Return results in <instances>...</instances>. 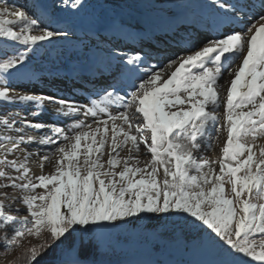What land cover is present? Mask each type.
Instances as JSON below:
<instances>
[{"label":"snow or ice","instance_id":"snow-or-ice-1","mask_svg":"<svg viewBox=\"0 0 264 264\" xmlns=\"http://www.w3.org/2000/svg\"><path fill=\"white\" fill-rule=\"evenodd\" d=\"M165 2L174 5L167 11L175 26L180 4ZM207 7L212 28L200 46L188 36L177 45L182 52L163 55L121 51L113 41L128 27H96L97 18L81 43L110 81L79 103L17 91L12 82L42 42L75 35L72 23L51 20L85 12L86 0H60L52 12L0 0V38L15 45L0 47V105L32 104L33 116L57 105L58 117H82L65 128L0 115V245L5 255L19 249L9 264H69L67 254L70 264H103L104 241L122 231L219 257L201 264H264V0ZM217 143L219 156L204 155ZM33 145L54 147L41 155ZM57 249L55 261L45 259Z\"/></svg>","mask_w":264,"mask_h":264},{"label":"rangeland","instance_id":"rangeland-1","mask_svg":"<svg viewBox=\"0 0 264 264\" xmlns=\"http://www.w3.org/2000/svg\"><path fill=\"white\" fill-rule=\"evenodd\" d=\"M10 3L15 2L17 5L26 6L31 12L34 8L36 11H41L42 8H47L50 12L55 11L53 5H58L60 0H9ZM59 12H55V16L51 20L53 27L57 26V23L60 25L66 23H72L75 30V35H73L69 40L58 39L54 40L52 43L42 42L41 46L36 49L34 54L31 57V60L28 64L25 72H33L36 70L37 66L40 63L44 62V58L47 54H50L55 59H65L67 61L75 62V59H82L88 51L84 48V45L81 41L87 42V37L84 35L85 28L77 23L72 22L68 19H63L60 17ZM46 21L48 20L45 17ZM186 32V31H185ZM183 31V33H185ZM195 37V36H193ZM202 39L201 36L196 37L195 40ZM200 41V40H198ZM202 43V42H199ZM15 45L12 42H5L0 38V47L11 50ZM22 50V48H21ZM23 71V72H24ZM18 78L15 77L14 81ZM230 79V77H228ZM110 80V79H109ZM13 81V82H14ZM97 79L95 80V82ZM12 82V83H13ZM99 86V85H98ZM97 86L96 91L103 89L105 86ZM56 105H47L46 108L41 112L39 116H33L30 113L35 111L34 105H21L19 103H3L0 105V115L19 112L18 116L14 118L19 120L24 116H27L28 120L35 122H44V123H58L59 126L70 128L74 122V119H79L82 117L75 118H63L58 117L54 112ZM40 116H47L48 118L40 119ZM42 120V121H41ZM51 120V121H50ZM29 135L32 136H42V135H51L50 132H41L37 130L27 129ZM225 133L220 134V143L223 142L225 138ZM23 147V146H22ZM36 147H41V155L47 154L50 152L51 147L37 146L33 145L29 150H34ZM220 154V144L217 143L212 150H204V155L211 158H215ZM123 155V153H122ZM142 160L150 159V156L141 155ZM39 157H33L31 161V168L33 172L39 174ZM45 171H51V166L46 165ZM2 191H8L10 194L19 195L18 192L13 193L12 189H4ZM22 211L19 215H24ZM31 239V238H30ZM73 237H69V240L66 242V246H70ZM32 243H39L38 240L31 239ZM19 249L13 250L9 254H3V246L0 245V264H9L17 255ZM60 250L49 254L47 257H58ZM71 255L67 254L65 260L70 264ZM219 258L215 252L208 249H201L199 251L185 250L180 247L172 246L167 242L159 241L157 242L154 239V236L151 232L140 233L132 231H122L120 233L113 234L111 237L104 241V248L102 249V255L98 257L99 260L103 261V264H116L120 262H128L129 264H201L202 261L206 259H217ZM46 259V258H45ZM261 264V262H256L251 260V258H246V264Z\"/></svg>","mask_w":264,"mask_h":264},{"label":"bare ground","instance_id":"bare-ground-1","mask_svg":"<svg viewBox=\"0 0 264 264\" xmlns=\"http://www.w3.org/2000/svg\"><path fill=\"white\" fill-rule=\"evenodd\" d=\"M198 1H205L207 5L210 3V0H178L180 6L173 10L177 14L176 18L179 22H191L196 27L201 26L211 30L204 17L206 14L210 16V12L204 13V11H198L192 7V4ZM86 2L89 8L85 12L74 16L71 12L65 10L61 11L60 17L82 25L85 28V32H87L88 28L93 25V22L97 18H99V23L95 25L96 27H100L101 25L108 26L113 23L127 26L129 34L122 33L116 39H122L125 36L134 34L136 35L135 38L137 37L136 40H138L140 35L145 33V31L139 32L140 30L137 28V25L149 29L152 26L154 18H170L167 9L174 7L173 4L166 3L165 0H86ZM110 2L117 3L120 7L112 11L113 4ZM185 4L189 6L185 7ZM135 32H139L140 34H136ZM104 34L111 36L110 32H105ZM202 41H198L193 46H200L201 43L199 42ZM170 47L173 48V46ZM74 61L55 59L50 54H47L44 62L40 63L35 71L22 72L12 83V87L17 91L28 92L30 94L55 95L59 98H71L79 103H85L93 90L88 88H85L82 92L73 90L68 85L71 78H77L81 81L82 84H76L80 87L84 84H93L96 79H100L101 77H110L107 71L103 70L101 62L98 59L94 62L90 58L89 53L82 57V59L80 57V59L78 58ZM160 61L154 60L153 63ZM67 79L70 81H66ZM39 118L45 121V118L47 119L48 117L40 116Z\"/></svg>","mask_w":264,"mask_h":264},{"label":"trees","instance_id":"trees-1","mask_svg":"<svg viewBox=\"0 0 264 264\" xmlns=\"http://www.w3.org/2000/svg\"><path fill=\"white\" fill-rule=\"evenodd\" d=\"M46 258V260H48V261H55L57 258L56 257H53V256H51V257H45ZM116 264H129L128 262H120V263H116Z\"/></svg>","mask_w":264,"mask_h":264}]
</instances>
